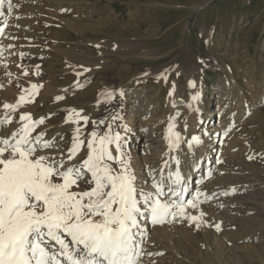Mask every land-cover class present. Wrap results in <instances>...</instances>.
I'll use <instances>...</instances> for the list:
<instances>
[{"label":"rangeland","instance_id":"rangeland-1","mask_svg":"<svg viewBox=\"0 0 264 264\" xmlns=\"http://www.w3.org/2000/svg\"><path fill=\"white\" fill-rule=\"evenodd\" d=\"M14 2L18 10L15 20L11 17L15 31L10 36L16 38L8 40L17 47L5 64L1 87L4 91L14 87L16 93L28 90L24 92L32 102L28 113L33 119L46 117L33 135L59 133L65 155L75 127L65 123L66 110L82 109L81 115L95 120L119 113L123 120L118 123H126L135 133L127 142L131 157L138 156L135 165L141 178H148L150 170L160 171L164 159L163 149L151 137H158L174 117L171 104L186 96L188 76L194 83L204 77L209 112L218 107L210 93L220 82L248 97L249 116L234 129L238 118L232 129L237 130L233 136L237 139L228 165L230 198L219 208L206 206L194 222L169 218V232L163 237L166 249L158 243L162 262L154 264H264V0ZM102 89L113 90L114 99L99 97ZM58 96L63 98L57 100ZM253 98H262V108L252 104ZM227 110L224 121H235L229 119L237 108ZM92 130L90 120L83 129L85 136ZM86 154L85 145L77 159Z\"/></svg>","mask_w":264,"mask_h":264},{"label":"snow or ice","instance_id":"snow-or-ice-1","mask_svg":"<svg viewBox=\"0 0 264 264\" xmlns=\"http://www.w3.org/2000/svg\"><path fill=\"white\" fill-rule=\"evenodd\" d=\"M4 3L0 0V8ZM14 7L8 0L9 14ZM4 32L5 27H0V36ZM19 55L25 57L23 52ZM189 85L195 87L192 81ZM37 88L31 85L33 95ZM26 91L22 89L15 103L0 106V264H141L146 222L155 225L178 217L197 221V216L185 212L182 197L187 188L181 187L185 177L179 169L150 170L148 179L138 176L127 148L131 129L118 123L123 120L119 113L95 120L81 115L82 109L66 110L65 123L75 125L66 155L59 146L64 139L59 133L33 135L46 117L33 119L30 113H20L19 126L6 130L26 101ZM174 92L175 85L169 95ZM119 95H124L123 90ZM105 96L110 102L115 92L102 89L99 97ZM198 99L199 93L192 96ZM90 120L93 130L85 136L83 129ZM174 128L170 117L165 134L169 148H178L181 142ZM200 143L201 138L193 135L188 146ZM85 145L86 158L77 159ZM174 159L179 165L180 160ZM187 204L197 207L194 200Z\"/></svg>","mask_w":264,"mask_h":264},{"label":"bare ground","instance_id":"bare-ground-1","mask_svg":"<svg viewBox=\"0 0 264 264\" xmlns=\"http://www.w3.org/2000/svg\"><path fill=\"white\" fill-rule=\"evenodd\" d=\"M14 1L16 0H12V3L14 6H16ZM7 4H8V0H5L4 6L0 8V13H3V15H0V27H5L4 35L0 36V45L3 46V50L0 51V80L2 77H4L5 68H6L5 64H7V62H10V55L12 50L14 49V47H17L16 44L10 43L11 41H9L8 39L9 37H14V36H10V32H12V30L15 31V29L11 27L12 25L11 23H13V19L15 20L13 16L16 14V11L18 10L17 9L18 6L14 7L12 13L9 14ZM6 16H8L9 18L5 19ZM9 19H11L12 22L8 23V21H10ZM5 21H7V26H5ZM8 45H13V47L8 48L7 47ZM199 80L200 81L198 83H195V87H190L189 85L186 96L180 98V100L177 103H175V107H173L174 103L171 104L172 113L174 114L173 122L175 124L173 133L179 132L181 134L180 136L181 142L179 147L169 148V142L168 140L165 139V134L167 132L168 126L163 129L164 131H162L161 134L154 132L153 135L157 133L158 137L155 136L151 137L153 138V142H154L153 144L157 145V148L163 149L164 159L162 164H160L161 169H163L165 173L169 171H173L174 169H179L182 175L185 177V181L183 185H181V187H186L187 191L183 193L182 198L185 201V205H184L185 212L189 216L198 215L203 208L209 205L210 207L219 208L222 204L226 203V200L228 198H230V195L232 193L230 192L231 187L229 188L227 184V179L229 175L228 165L231 162V160H233L232 157L234 154V144L236 143V142L234 143V141H236L237 139L233 137L234 133L237 130L235 131L233 130L245 124L244 120H246L249 116V115L247 116V109L249 107L248 103H250L248 102V97L243 92L241 93L237 91L235 92L233 91V86H227L226 82H222V84H220L221 83L220 82L219 85L212 87L210 93V96L215 98V102L218 107L216 110L209 112L206 109L207 105L204 102L205 101L204 97H206L207 94L206 85L204 83V77H202ZM190 81L194 82L188 76V83ZM13 88H11L12 90L5 89L6 91H4V89L2 90L0 83V106H2L4 102L15 103L18 100L20 93L18 92L16 93ZM197 93H199V99L192 100V96L196 95ZM261 100L262 98H257V99L253 98L252 104L255 105V107L262 108ZM31 103H29L26 100L23 103L22 107L18 109L15 115L16 121H18L20 113L29 112V108H30L29 105ZM189 105H191V107H189ZM31 106H34V104ZM225 108L228 109L227 113L229 112L230 109L232 111V108H237V113H235L236 116L233 118L231 117V119H229V120L236 119L235 121L233 120L232 122L224 121L223 118L225 117V113H226L224 112ZM2 111L3 109L2 107H0V112ZM254 112L256 113L253 114V118H255L257 114V111ZM32 117L35 116L32 115ZM214 117L215 118L217 117L215 123L212 122L215 119ZM238 118H240L238 122L239 125L237 124ZM236 124L238 126L234 128ZM18 126L19 125L17 123L10 124L6 126V130L10 131ZM134 134L135 133L132 131L128 134L127 142H130V138L133 137L132 135ZM193 135L199 136L201 138V143L199 145L193 144V147L190 148L188 146V143L190 142L191 137ZM135 155H133L134 156L133 158H135V160L132 158V165L136 170V173L138 172V175L141 177L140 170L138 171V166H137L138 164L135 165V163H138L136 162L138 161L136 158L138 156ZM174 158L180 160L179 165L175 163ZM145 160L146 159L144 158L143 163H145L144 162ZM204 161H206L205 164ZM165 162H167V165H165ZM142 178L146 179L147 177L146 178L142 177ZM193 187L195 188L191 190V188ZM198 191L201 193L200 196H197ZM188 200H194V202L197 203V207L192 208L191 205H188L187 204ZM166 223L167 220L164 221L163 223L155 224V225L152 224L150 220L146 222L145 238H144V243H146V246H143L141 264H154V263L162 262L161 260H158L159 251L161 249L159 246L166 249V247L163 246L164 245L163 237H166L165 235H167V233L169 232V225L168 223L167 224ZM158 243H160L159 246ZM149 253H151V255H149ZM155 254H157L156 260L154 258Z\"/></svg>","mask_w":264,"mask_h":264}]
</instances>
